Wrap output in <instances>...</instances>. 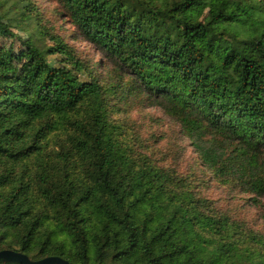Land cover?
Returning a JSON list of instances; mask_svg holds the SVG:
<instances>
[{
	"label": "trees",
	"instance_id": "1",
	"mask_svg": "<svg viewBox=\"0 0 264 264\" xmlns=\"http://www.w3.org/2000/svg\"><path fill=\"white\" fill-rule=\"evenodd\" d=\"M50 1L128 85L108 83L36 0H0L1 38L37 36L20 67L0 53V250L69 264H264L258 224L156 165L115 119L121 98L161 108L264 226V0Z\"/></svg>",
	"mask_w": 264,
	"mask_h": 264
},
{
	"label": "rangeland",
	"instance_id": "2",
	"mask_svg": "<svg viewBox=\"0 0 264 264\" xmlns=\"http://www.w3.org/2000/svg\"><path fill=\"white\" fill-rule=\"evenodd\" d=\"M35 4L44 18L55 27L57 34L63 36L66 42L76 47L86 58L93 59L96 63L99 60L103 62L98 72L108 83L110 81L119 82L120 76L122 83L128 85L126 75L118 74L121 71L104 56H99L91 45L83 41L74 26L59 19V9L55 2L36 0ZM12 31L15 38L0 37V53L11 50L17 58L22 59L18 63L20 67L27 57L24 44L30 40H36L37 36L29 30L22 32L13 28ZM116 102L119 111L116 112L115 119L125 123L130 136L137 137L141 144L149 147L156 165L191 177L194 180L192 187L199 195L214 201L222 212L233 214L236 220L251 228L258 224L255 230L264 233V226L260 221V208L250 206V196L241 195L237 189L233 188V183L229 185L224 181L216 180L210 172L201 167L198 155L190 146V141L184 136L180 126L161 108L146 107L144 101L134 98H121Z\"/></svg>",
	"mask_w": 264,
	"mask_h": 264
},
{
	"label": "water",
	"instance_id": "3",
	"mask_svg": "<svg viewBox=\"0 0 264 264\" xmlns=\"http://www.w3.org/2000/svg\"><path fill=\"white\" fill-rule=\"evenodd\" d=\"M16 263V264H69L68 261L60 257H46L40 260H32L23 252L11 249L0 250V264Z\"/></svg>",
	"mask_w": 264,
	"mask_h": 264
}]
</instances>
